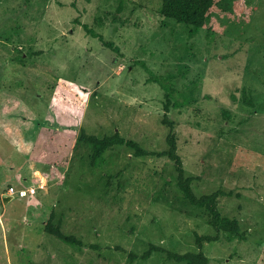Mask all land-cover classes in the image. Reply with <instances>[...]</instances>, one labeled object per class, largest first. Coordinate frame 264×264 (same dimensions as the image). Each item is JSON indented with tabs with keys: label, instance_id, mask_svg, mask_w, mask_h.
<instances>
[{
	"label": "rangeland",
	"instance_id": "374dc122",
	"mask_svg": "<svg viewBox=\"0 0 264 264\" xmlns=\"http://www.w3.org/2000/svg\"><path fill=\"white\" fill-rule=\"evenodd\" d=\"M160 6L0 0V264H184L141 258L151 244L264 264V0H219L198 29ZM170 126L194 192L217 193L237 232L185 198L159 155ZM82 130L153 154L95 152Z\"/></svg>",
	"mask_w": 264,
	"mask_h": 264
},
{
	"label": "trees",
	"instance_id": "16d2710c",
	"mask_svg": "<svg viewBox=\"0 0 264 264\" xmlns=\"http://www.w3.org/2000/svg\"><path fill=\"white\" fill-rule=\"evenodd\" d=\"M219 0H161L160 13L164 17L174 18L179 21H183L191 25L194 29L204 27L206 25V19L214 11ZM92 34L98 37L105 45L112 46V43L104 41L103 36L99 33L91 31ZM118 50V47H114ZM165 111L168 112V104L165 105ZM166 114L164 116V121L168 122L166 119ZM171 124V123H169ZM171 127V126H170ZM81 139L85 142L90 143L95 152L101 149L111 148L118 144H127L134 149V153L137 156L152 155L153 152L142 148L136 141L125 139L118 132L113 134H107L99 137L95 134H88L84 130L81 132ZM168 148L159 155H166L170 160L173 161L174 167L177 173V184L182 190L186 199L190 201L191 204L196 206H201L206 208L211 215L210 223L213 227L219 231L220 229L228 232H237L239 226L235 219L220 216L217 210V193L197 195L191 183L194 179L192 176H186L183 161L179 153L177 152V142L174 131H169L167 138ZM45 231L52 234L64 241L79 244V241L74 235L65 234L59 226H51L50 223L45 225ZM214 239L210 235H196V242L199 246H202L203 240ZM163 251L166 253L167 257L173 259L177 262H184V264H209L208 257L201 251H191L186 250L183 252H174L171 250H166L155 244H151L147 250L141 254V258L146 259L152 251ZM130 256H136L134 253H130Z\"/></svg>",
	"mask_w": 264,
	"mask_h": 264
},
{
	"label": "built area",
	"instance_id": "2783aa9c",
	"mask_svg": "<svg viewBox=\"0 0 264 264\" xmlns=\"http://www.w3.org/2000/svg\"><path fill=\"white\" fill-rule=\"evenodd\" d=\"M12 192H14V191L12 190ZM34 192H35V187H30L28 190H27V189H20V190L18 191V193H19L21 196L27 195V193L32 194V193H34Z\"/></svg>",
	"mask_w": 264,
	"mask_h": 264
},
{
	"label": "water",
	"instance_id": "95a60500",
	"mask_svg": "<svg viewBox=\"0 0 264 264\" xmlns=\"http://www.w3.org/2000/svg\"><path fill=\"white\" fill-rule=\"evenodd\" d=\"M8 199H10V196L5 197V198H4V201H7Z\"/></svg>",
	"mask_w": 264,
	"mask_h": 264
}]
</instances>
